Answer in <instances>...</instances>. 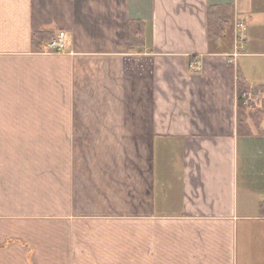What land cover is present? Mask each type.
I'll use <instances>...</instances> for the list:
<instances>
[{"label":"crops","instance_id":"0c3cea01","mask_svg":"<svg viewBox=\"0 0 264 264\" xmlns=\"http://www.w3.org/2000/svg\"><path fill=\"white\" fill-rule=\"evenodd\" d=\"M224 5L262 87L240 125L238 58L207 36ZM263 63L264 0H0V264H239L240 225H264Z\"/></svg>","mask_w":264,"mask_h":264},{"label":"trees","instance_id":"16d2710c","mask_svg":"<svg viewBox=\"0 0 264 264\" xmlns=\"http://www.w3.org/2000/svg\"><path fill=\"white\" fill-rule=\"evenodd\" d=\"M207 19H208V41L212 43H220L223 49L224 43H229L233 37V27H234V6L224 5V6H213L207 9ZM146 24L142 21H131L130 31H129V41L130 46L136 47L142 43V37L146 34ZM52 33L46 30H40L33 34L32 45L35 51L42 52L45 50L44 44L48 45L53 42ZM213 45V44H212ZM233 51V48L231 49ZM236 70V71H235ZM235 72H236V92H237V111H238V123H246L249 114H256L259 111L253 108L247 107L243 104V95L248 92H253L259 94L262 87H258L255 90L250 89L248 85L244 82L243 76L240 71V65L230 64L228 69V77L232 84L235 83ZM256 110V111H255ZM255 111V112H253ZM261 114V112H260ZM261 115H258L254 119H259ZM253 119V118H252ZM262 213L264 214V205L261 207Z\"/></svg>","mask_w":264,"mask_h":264},{"label":"rangeland","instance_id":"374dc122","mask_svg":"<svg viewBox=\"0 0 264 264\" xmlns=\"http://www.w3.org/2000/svg\"><path fill=\"white\" fill-rule=\"evenodd\" d=\"M224 44H225L223 45L224 49H225V46L228 47L226 48L228 50L230 49V47L233 48V37L229 43H224ZM238 63L240 67L242 68V71L245 77H249V75H254L255 73L254 66L248 65L247 62L241 58H238ZM259 68L264 70V63L261 64ZM258 115H261L260 111L256 114H253V113L249 114L248 118L250 117L254 119ZM255 121H258V119ZM245 228L246 226L242 224L239 227V242H238V262L239 264H264V256L262 255V249L260 248L261 241H262L261 240L262 229L264 228V225L255 227L256 232L252 234V236L254 235L255 237L252 238L251 236L249 241L245 239V236L242 239V235L244 234Z\"/></svg>","mask_w":264,"mask_h":264},{"label":"built area","instance_id":"2783aa9c","mask_svg":"<svg viewBox=\"0 0 264 264\" xmlns=\"http://www.w3.org/2000/svg\"><path fill=\"white\" fill-rule=\"evenodd\" d=\"M243 16L236 15L234 19L233 27V53L230 57L233 62L243 55L246 49V43L248 40V29L249 22ZM66 49V34L60 33L58 38L53 42L49 43L45 49V52H55L61 53ZM192 69H195V65H191ZM262 100L260 94H255L253 92H248L243 95V104L247 107L254 108Z\"/></svg>","mask_w":264,"mask_h":264}]
</instances>
